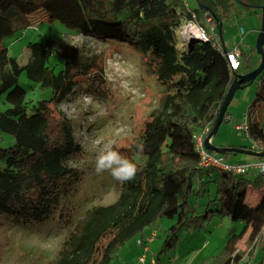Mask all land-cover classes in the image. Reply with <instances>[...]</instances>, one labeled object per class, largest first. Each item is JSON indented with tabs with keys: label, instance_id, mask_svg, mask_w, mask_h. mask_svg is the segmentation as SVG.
<instances>
[{
	"label": "trees",
	"instance_id": "trees-1",
	"mask_svg": "<svg viewBox=\"0 0 264 264\" xmlns=\"http://www.w3.org/2000/svg\"><path fill=\"white\" fill-rule=\"evenodd\" d=\"M76 2L81 13L77 23L65 14L57 0H0V100L8 104L0 110V212L9 213L26 224L47 220L58 210V219L66 233L49 264H111L127 242L148 229H155L163 217L172 220L160 250V254L167 253L178 246L184 230L202 226L208 212H217L244 224L238 234L233 233L222 242L216 258L209 263L232 264L253 218L258 217L264 224V174L201 168L194 140L206 127L209 132L212 130L233 75L238 71H231L228 66L223 55L227 48L216 47L211 41L180 39L178 30L191 16L186 0ZM246 2L259 6L264 0ZM199 4L208 6L210 11H205L212 16L221 18L224 14L216 6L225 4V0H199ZM43 11L51 21H58L80 34L119 38L148 53L147 70L163 86L158 104L150 110L137 142L130 147H114L135 163V177L127 182L117 180L116 199L91 206L75 222L72 208L59 206L58 196L63 182L74 171L68 160L81 146L69 119L58 116L49 104L65 101L78 75L88 73L91 81L95 77L102 81V78L99 74H90L89 64L73 58L55 72L48 64L52 53L49 40L29 42L30 57L23 65L8 53L3 39L36 26L46 18ZM243 45L242 42L241 56ZM260 59L259 55L258 62ZM23 70L40 88L53 90L49 100H39L28 107L26 90L19 82ZM258 77L262 89L254 104L264 103V68ZM227 114L228 108L223 121L227 120ZM248 116V137L252 145L239 147L262 151L264 114L250 109ZM254 143L258 148H254ZM213 170H217L214 178ZM202 173L216 184L214 200H218L219 208H206L203 214L197 215L189 198L197 190L194 183ZM204 183H200L196 192H201ZM249 183L256 187L250 194ZM261 236L260 264H264V231ZM157 259L159 256L154 264Z\"/></svg>",
	"mask_w": 264,
	"mask_h": 264
},
{
	"label": "rangeland",
	"instance_id": "rangeland-1",
	"mask_svg": "<svg viewBox=\"0 0 264 264\" xmlns=\"http://www.w3.org/2000/svg\"><path fill=\"white\" fill-rule=\"evenodd\" d=\"M186 1L190 8L199 9L195 12L198 21L210 32V25L204 19L206 11L198 6L196 0ZM241 1L247 3L246 0ZM57 3L61 4L65 14L75 23L81 19L76 0H57ZM218 8L219 13L222 11L225 14L221 20L224 24L226 45L237 42L238 36L244 38V47L249 44L247 49L244 48L242 64L237 72L244 74L255 69L260 63L259 54L254 51L261 25L260 11L237 0H225V4L219 5ZM43 13L46 18L36 26H30L15 36L3 39L2 43L7 47L8 53L23 65L30 57L29 42L45 43L49 40L52 53L48 64L55 72L62 69L67 60L73 58L80 63L89 64L87 70L90 74H99L102 78V81L98 80V77L91 81L88 73L78 75L68 98L59 104H49L58 116L69 119L75 139L81 146V150L68 160L74 171L63 182L58 196L59 206L72 208V220L75 222L91 206L108 204L116 199L117 179L108 172L96 173V156L110 141L114 142L113 147L116 148L130 147L137 142L140 129L150 110L158 104L163 86L155 74L147 70L148 53L133 48L119 38H96L80 34L58 21H51L50 16L45 14L46 11ZM241 28L244 34H240ZM219 31L220 28H216L215 34ZM251 52L257 60L251 58ZM19 82L26 90L25 100L29 108L39 100H49L53 95L51 88H40L29 80L24 70L20 73ZM260 82L261 79L257 76L252 83L237 89L228 106V112L233 114L232 118L220 124L216 135L211 139L212 144L224 147L252 145L250 138L235 126L242 123L250 109L254 113L264 114V103L254 104L258 92L262 89ZM7 106L6 102L0 100V110ZM222 155L229 165L254 159L253 156L243 153L230 152ZM211 172L212 178L217 176V170ZM202 181L205 183L201 186V192H196ZM215 186L211 177L204 173L194 183V189L197 190L191 193L189 200L196 209L195 214H203L206 208H219L218 200H214ZM252 189L256 187L249 183V194ZM209 203L210 206L207 207ZM207 215L202 226L190 227L181 233L179 244L174 250L160 254L165 230L172 223V220L163 217L155 227L157 235L148 243V251L145 252L144 247L140 246L125 254L124 251L130 247L132 239L122 247L114 261L120 259L117 264H121L124 260L127 263L134 260L131 263L141 264L138 263V258L144 254L145 264H154L152 260H156L158 256L156 264H205V259L210 263L219 253L222 242L233 233L238 234L244 224L222 217L217 212H208ZM253 219L233 256L232 264H260L261 249L252 262L251 256L257 247L262 245L261 233L264 231V224L256 216ZM65 233V226L58 219V210L47 220L26 224L17 221L9 213L0 212V264H49L54 259ZM203 242L208 244L201 248ZM195 256L197 259L193 261Z\"/></svg>",
	"mask_w": 264,
	"mask_h": 264
},
{
	"label": "built area",
	"instance_id": "built-area-1",
	"mask_svg": "<svg viewBox=\"0 0 264 264\" xmlns=\"http://www.w3.org/2000/svg\"><path fill=\"white\" fill-rule=\"evenodd\" d=\"M187 11L190 12L191 16L189 20H187L184 24H182L178 30V35L180 39H196L200 41H211L212 44L216 47H222L220 43V39L217 35L213 34V24L214 18L209 13L206 12L204 14V19L207 24L211 26L210 32H208L205 27H203L197 18V14L191 10L189 5H186ZM189 31V32H188ZM244 30L241 28L240 34H244ZM241 46H242V38L237 41L235 45L231 48L224 50L223 55L226 58L229 68L231 71H237L241 65ZM223 48V47H222ZM231 115H226V119L231 120ZM248 113L245 114L242 123H239L235 126L236 129L245 133L248 136ZM209 132V128L206 127L204 131L200 134H197L194 137L195 140V148L199 154V167L204 169L211 168H221L233 171L237 174H244L247 172H255L264 174V157H255L249 161L238 162L236 165H229V162L223 157L222 154H219L215 151L209 150L206 148L204 144V139ZM254 148H258V144H253ZM259 151L258 149H253ZM156 236V230L152 229L151 232L139 239V244L144 247V251H148V243H150ZM145 255L142 254L138 258V263H145ZM154 263V260H152Z\"/></svg>",
	"mask_w": 264,
	"mask_h": 264
},
{
	"label": "water",
	"instance_id": "water-1",
	"mask_svg": "<svg viewBox=\"0 0 264 264\" xmlns=\"http://www.w3.org/2000/svg\"><path fill=\"white\" fill-rule=\"evenodd\" d=\"M237 1H240L246 6L256 7L254 5L244 3L241 0H237ZM196 2L198 6L201 7L202 9L206 11H210V8L208 6H200L199 0H196ZM258 8L261 10V25L258 31L257 41L255 44V50L261 57L260 63L258 67H256L255 69L247 73H244V74L235 73L233 75L232 82L230 83L229 88L226 93V97L219 108L218 115L216 117L212 130L206 135L204 139V144L206 148L209 150L215 151L219 154H227V153L233 152V153H243V154L251 155L254 157H264V150L256 151L253 149H246L242 147H223V146L214 145L211 142L212 137L216 135L220 124L223 122L225 112L235 92L237 91V89L242 88L246 82L252 83L256 79V77L260 74L262 69L264 68V3L259 5ZM219 34L221 35L220 31H219Z\"/></svg>",
	"mask_w": 264,
	"mask_h": 264
},
{
	"label": "clouds",
	"instance_id": "clouds-1",
	"mask_svg": "<svg viewBox=\"0 0 264 264\" xmlns=\"http://www.w3.org/2000/svg\"><path fill=\"white\" fill-rule=\"evenodd\" d=\"M97 143L99 142L97 141ZM113 143L110 141L98 152L95 161V171L97 174L108 172L113 178L127 182L135 177L137 167L135 163L116 151Z\"/></svg>",
	"mask_w": 264,
	"mask_h": 264
},
{
	"label": "crops",
	"instance_id": "crops-1",
	"mask_svg": "<svg viewBox=\"0 0 264 264\" xmlns=\"http://www.w3.org/2000/svg\"><path fill=\"white\" fill-rule=\"evenodd\" d=\"M219 6H216V9H217V11H218V8ZM250 7V6H249ZM251 8H253V9H256V10H259L260 11V15H261V10L258 8V6H256V7H251ZM221 14H222V11H221ZM225 14H223V16H224ZM213 18H214V24H213V32H214V34H215V29L216 28H220V33H221V35L219 34V33H217V34H215V35H217L218 37H219V39H220V43H221V45H222V47H224L225 46V48H227V49H229V48H231L235 43H233V44H230V46H227L226 45V42H225V33H224V24H223V22H222V20H221V18H219V17H217V16H213ZM210 30H211V26H210ZM242 38V42H243V44H244V38L243 37H239L238 36V39H237V41L239 40V39H241ZM248 47H249V44L247 45ZM246 46V47H247ZM246 47H244V45H243V49L244 48H246ZM247 49V48H246ZM255 51V50H254ZM251 58L253 59V60H257L256 59V57H255V55L254 54H252V52H251ZM239 70V69H238ZM249 71H251V70H249ZM249 71H247V72H249ZM247 72H244V73H247ZM238 73V72H237ZM240 74V73H239ZM242 74V73H241ZM229 115H233V114H231L230 112H229ZM228 120V119H227ZM219 146V145H218ZM220 146H223L224 147V145H220ZM254 157V156H253ZM255 158V157H254ZM254 173V172H253ZM151 230H152V228L151 229H148V231H146V233H144L143 235H141V236H137L136 238H134L133 239V241L131 242V245H129L130 247H128L125 251H124V253L126 254L127 252H129V251H132L133 250V248L134 249H138V247H140L141 245L139 244V239H141V238H143V237H145V236H147L150 232H151ZM156 235H157V233H156ZM154 240V239H153ZM207 242H203L202 244H201V248H204L205 246H207ZM261 249V246H259V247H257V249L255 250V252L253 253V255L251 256L252 258H251V262L254 260V259H256L257 258V253L259 252V250ZM135 252H137V250H135ZM199 254V253H198ZM197 254V255H198ZM125 258V257H124ZM195 259H197V256H195L194 258H193V261H195ZM120 259H117L116 261H113L111 264H117V261H119ZM131 261H134V260H130V261H128V263H127V261L126 260H124L121 264H133V263H131ZM146 262V261H145ZM118 263H120V262H118ZM202 263V262H201ZM201 263H196V262H194V264H201ZM204 263V262H203ZM145 264V263H144ZM205 264H209V263H207L206 262V259H205Z\"/></svg>",
	"mask_w": 264,
	"mask_h": 264
},
{
	"label": "flooded vegetation",
	"instance_id": "flooded-vegetation-1",
	"mask_svg": "<svg viewBox=\"0 0 264 264\" xmlns=\"http://www.w3.org/2000/svg\"><path fill=\"white\" fill-rule=\"evenodd\" d=\"M248 4V3H247Z\"/></svg>",
	"mask_w": 264,
	"mask_h": 264
}]
</instances>
